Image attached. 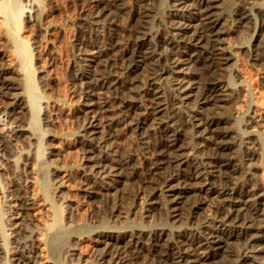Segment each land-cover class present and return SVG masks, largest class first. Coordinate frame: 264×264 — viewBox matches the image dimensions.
I'll return each mask as SVG.
<instances>
[{
  "label": "bare ground",
  "instance_id": "obj_1",
  "mask_svg": "<svg viewBox=\"0 0 264 264\" xmlns=\"http://www.w3.org/2000/svg\"><path fill=\"white\" fill-rule=\"evenodd\" d=\"M89 1L93 8L91 23L101 24L103 28L98 25L93 39L81 38L78 42L79 62L75 67L82 98L78 111L80 141L87 152L82 165V173L88 175L84 190L88 194L95 193L98 188L108 191L116 188L113 185L122 178L138 176L140 183L135 192V196L141 194L138 204L147 212L157 209L161 224L135 230L124 229L122 225L121 229L119 226L96 234L92 238L98 251L95 264H264V194L256 183V174L249 171L256 164L257 141L249 136L242 141L241 147L231 134L228 123H232V118L229 122L230 114L225 111L229 109L227 102L234 96L225 83L226 64L235 60L236 52L225 39L222 13L234 6L233 0H169L168 9L158 22L156 20L154 31L150 26L151 0ZM31 2L29 12L36 9L33 0ZM247 2L244 0L234 6L232 23H250L258 14L259 23L263 25L264 9L257 8L259 5L249 6ZM0 11L12 35L22 12L18 1L3 0ZM123 14H127V18L119 20ZM16 43L26 69L24 89L22 76L3 65L0 54V98H8L0 111V138L29 131L27 115L31 117V107L36 99L39 100L37 93L35 95L28 48L18 38ZM263 51L253 54L254 58ZM16 89L22 91L12 93L11 90ZM30 122L37 126L35 118L31 117ZM123 129H134L144 139L147 152L142 163L130 164L129 160L134 158L131 152L118 156L116 140ZM190 144L197 145V154L187 151ZM46 179L42 178L40 184L52 213L47 211L53 218L51 222L47 218V222L46 219L41 222L44 233L48 232L49 238L55 241L58 234L64 235L62 224L58 225L61 207L59 202H54L56 191L50 189ZM32 195L14 197L18 201L13 203L17 208L9 213L7 232L0 228V253L4 252L13 264L37 263L34 250L37 231L24 223L35 202ZM121 195L122 200L127 192ZM205 205L209 206V212H202ZM124 213L121 222L127 223V212ZM143 214L139 217L145 221L149 214ZM82 218L81 223L77 220L81 226L84 225ZM6 238L13 242L9 248L4 247Z\"/></svg>",
  "mask_w": 264,
  "mask_h": 264
},
{
  "label": "rangeland",
  "instance_id": "obj_2",
  "mask_svg": "<svg viewBox=\"0 0 264 264\" xmlns=\"http://www.w3.org/2000/svg\"><path fill=\"white\" fill-rule=\"evenodd\" d=\"M2 1L3 0H0V3ZM17 1L22 12L18 15V18L20 17L18 21H20L18 22L17 27L13 29L12 35L10 32V26L6 21L4 14L0 11L1 62L3 61V65L17 70V76H22L21 86L24 89L23 80L25 78L26 69L22 65V59L19 54L20 49L17 46L16 39L18 38L22 41L28 48V61L32 70L35 95L37 93L39 100L37 102L36 99L35 102L37 103L34 102L31 107V117L36 119V127L31 124L30 115L29 117L27 115L28 127L33 126L31 128L29 127V131L20 134L21 136L11 134L12 136L9 135V138H7L8 136H4L5 139L3 136L0 138V156H4L3 158L0 157V228L2 231L7 232L6 222L10 216L9 213L17 208L13 204L14 202H18L14 197L22 196V194L23 196L33 194L32 196L34 197L35 202L31 209L30 217H26L24 223L27 224V227L31 230L34 229V231H37L35 232V235L38 236L36 241L37 247L34 249L37 259V263L35 262V264H95L94 258H96L95 256L98 251H96L97 246L95 245L93 237H95L96 234H104L108 229H116L119 228V226L120 229L123 227L124 229L129 228L134 230L141 226H161V224H159L160 219L158 211L157 209L154 210V208L148 212L144 211L145 207L142 209L140 207L141 204H138L140 203L141 196L139 193L135 196V192L138 190L137 186L140 183L137 178L138 176L129 179L122 178L121 181L116 182L113 185L116 188L112 187L108 191L98 188L95 190V193L88 194L84 190V183L87 182L88 175L84 174L85 172L82 173L84 169L82 165L86 162L87 152L83 150L80 141L81 117L78 116L80 115L78 111L81 108L82 98H80L79 85L75 79V67L79 62L78 42L81 38H88L89 40L91 38L93 39L95 32L94 29H98L96 28L98 25V27H102L100 26L101 24H98L97 26L96 24H92V3L89 0H33L36 9L31 10V13L28 10L30 9L29 4L32 3V0ZM124 1L132 2L134 0ZM243 1L244 0H233L234 6L243 3ZM151 3L153 5V12L150 26H152V30L154 31L156 28L155 25L168 9L169 0H151ZM247 5L252 7H257L259 5L257 8L262 7V9H264V0H252L251 2L248 0ZM234 6L227 8L226 10L228 12L225 10L226 14H224L225 11L222 13V17L225 20L223 21L222 19L224 23L223 26L229 28V31L226 27L224 28L226 30L225 33H227V35H224L225 39L230 42L233 52H236L235 60L231 62L229 61L226 64L227 75L225 77V83L228 84L227 90H230L231 94L234 96L231 95L233 97L229 100V102H231H227L228 107L225 105L229 109H223L230 114L229 122L232 118V123H228V126L231 129V134L234 136V139L240 143L241 147L243 145L242 141L249 136V138L257 141L256 146L258 153L254 158L256 164H254L249 171L252 172L253 175L256 174L254 176L256 183L264 194V51L260 54H263V58L260 57V55L257 57H260L261 59L254 58L257 51L259 52L261 49L264 50V24L260 25V15L258 14L252 17V20L249 21L250 23L247 22L242 25L235 24L234 22L232 23L231 18L234 15ZM28 15L29 17L31 16V18H34L31 19ZM126 18L127 14H123L119 17V20H124ZM86 22L87 25H84ZM83 29H85V31ZM227 78H229L228 82ZM183 84L186 85L187 82H184ZM11 91L12 93H15L22 91V89ZM6 100H8L6 97L0 98V111ZM32 128L34 129L32 130ZM34 130L37 135H35ZM32 134L34 135L31 136ZM54 135H57L58 137H54ZM117 140V145H119V147L117 146V154L119 153L118 156L123 154L126 155L131 152V154H134V158L131 159H135L136 161L130 159V164L132 163V165H134L137 162L142 163L144 161L145 153L147 151L144 147V139L138 135L137 131L134 129H123L117 137ZM186 140L192 141L191 138H187ZM126 149L128 151H126ZM3 151L5 152L2 153ZM187 151H189L191 155L193 153V155H195L199 152V149L197 145L194 144L192 146V144H190ZM42 161L43 163H41V166L40 162ZM64 170L66 174L63 173ZM42 178H47L46 180L52 191L55 189L54 191H56L57 197H55L56 195L54 196V202H59L58 205L60 204L61 207V219L58 225L62 224L61 228L64 229V235L62 233L58 234L55 241L49 238L48 232L45 234L46 231H43V225L41 222H44V219L46 218L50 222L52 220V215L49 213V211L52 213V209L47 206L49 203L45 200L44 191H42L43 187L40 184ZM33 180L35 182H33ZM56 189H58V191ZM34 190L36 192H34ZM123 191L127 192V196L126 198L125 196L124 198L122 197L121 200L120 196H122L121 193H123ZM61 196L63 198H61ZM59 197L60 200L56 199ZM132 201H134V203ZM138 206L141 209H139ZM47 209L49 211H47ZM124 209L125 211H123ZM208 209L209 206L205 205L202 212H209ZM136 210L139 211L137 214ZM141 210L142 212L144 211L143 213L151 215L145 217L148 218L145 221L139 217L140 214H143L140 212ZM124 212H127L128 226L127 223L121 222L123 219L122 217L125 215ZM153 212H156L157 215ZM135 214L136 216H134ZM81 216H83V218ZM154 216H157V219L159 220L154 218ZM116 217L118 219H116ZM152 217L154 219H152ZM28 218L30 220H28ZM80 218H82L84 222L83 226L79 224V222L81 223V221H79ZM47 219L45 220L46 222ZM62 219L63 221H61ZM111 220H116L118 223ZM140 221H144L145 224ZM66 222L70 224L68 225ZM65 224L67 225V228ZM73 224L78 225L74 226ZM91 225L92 227H90ZM72 226L74 227L72 228ZM3 227L5 229H2ZM83 230L87 234H85ZM81 233L85 235H82ZM91 233L93 235H90ZM3 236L4 235H2L1 238ZM59 237L64 241H61ZM47 238H49L48 241H46ZM10 240V238H6L8 243L5 241V248H9L13 245V242ZM60 241L62 244L59 243ZM57 247L59 250H57ZM122 247L124 249L126 246L123 244ZM94 250L96 252H94ZM60 252L62 253L60 254ZM70 252L73 254L71 255ZM55 253L57 257L55 256ZM68 253L70 255L69 257ZM0 254V264H13L10 258L5 257L4 252ZM52 257L54 258L52 259ZM104 263L107 264L106 262Z\"/></svg>",
  "mask_w": 264,
  "mask_h": 264
}]
</instances>
